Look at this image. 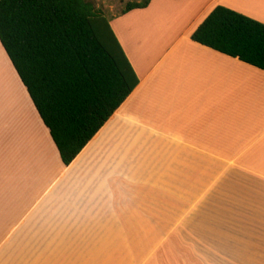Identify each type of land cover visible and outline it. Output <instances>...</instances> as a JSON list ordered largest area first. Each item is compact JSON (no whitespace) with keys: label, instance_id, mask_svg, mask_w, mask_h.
I'll list each match as a JSON object with an SVG mask.
<instances>
[{"label":"crops","instance_id":"1","mask_svg":"<svg viewBox=\"0 0 264 264\" xmlns=\"http://www.w3.org/2000/svg\"><path fill=\"white\" fill-rule=\"evenodd\" d=\"M217 6L264 24V0L110 22L140 83L69 166L24 89L0 135V264H264V71L192 40Z\"/></svg>","mask_w":264,"mask_h":264},{"label":"trees","instance_id":"2","mask_svg":"<svg viewBox=\"0 0 264 264\" xmlns=\"http://www.w3.org/2000/svg\"><path fill=\"white\" fill-rule=\"evenodd\" d=\"M192 40L264 71V24L239 12L217 6ZM0 43L66 166L140 83L96 0H0Z\"/></svg>","mask_w":264,"mask_h":264},{"label":"rangeland","instance_id":"3","mask_svg":"<svg viewBox=\"0 0 264 264\" xmlns=\"http://www.w3.org/2000/svg\"><path fill=\"white\" fill-rule=\"evenodd\" d=\"M140 1L142 0H96V4L110 22H113L122 16L129 2ZM24 89L10 59L0 46V135L2 136L7 124L19 113L20 99L24 100L25 97ZM28 115L31 116V114Z\"/></svg>","mask_w":264,"mask_h":264}]
</instances>
